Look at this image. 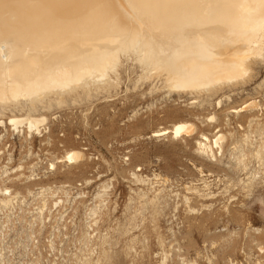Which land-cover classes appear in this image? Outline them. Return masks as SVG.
<instances>
[{
  "label": "rangeland",
  "instance_id": "374dc122",
  "mask_svg": "<svg viewBox=\"0 0 264 264\" xmlns=\"http://www.w3.org/2000/svg\"><path fill=\"white\" fill-rule=\"evenodd\" d=\"M252 64L208 96L127 59L111 90L39 106V132L9 123L25 101L1 107L0 264H264V55Z\"/></svg>",
  "mask_w": 264,
  "mask_h": 264
},
{
  "label": "bare ground",
  "instance_id": "6f19581e",
  "mask_svg": "<svg viewBox=\"0 0 264 264\" xmlns=\"http://www.w3.org/2000/svg\"><path fill=\"white\" fill-rule=\"evenodd\" d=\"M263 55L264 0H0V108L28 103L8 120L30 133L47 119L32 113L39 106L118 86L127 59L153 86L210 96L253 74ZM193 131L187 122L171 129ZM201 137L212 151L224 136Z\"/></svg>",
  "mask_w": 264,
  "mask_h": 264
}]
</instances>
